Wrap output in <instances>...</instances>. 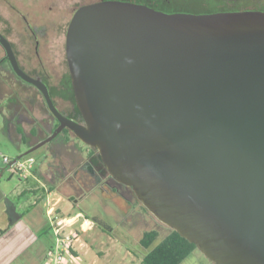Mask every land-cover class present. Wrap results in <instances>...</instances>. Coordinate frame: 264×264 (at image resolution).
<instances>
[{
  "label": "water",
  "instance_id": "water-1",
  "mask_svg": "<svg viewBox=\"0 0 264 264\" xmlns=\"http://www.w3.org/2000/svg\"><path fill=\"white\" fill-rule=\"evenodd\" d=\"M59 125L97 149L111 177L213 264H264V12L173 13L128 2L79 8L66 59L83 123Z\"/></svg>",
  "mask_w": 264,
  "mask_h": 264
},
{
  "label": "rangeland",
  "instance_id": "rangeland-1",
  "mask_svg": "<svg viewBox=\"0 0 264 264\" xmlns=\"http://www.w3.org/2000/svg\"><path fill=\"white\" fill-rule=\"evenodd\" d=\"M94 0H0V32L10 39L17 48H20L24 33L23 21L10 10L8 4L12 3L23 11H29V7L37 4L35 14L43 15L42 20L33 16V20L44 22L48 28L46 44H44V64L56 78L68 72L65 65V36L67 24L71 19L72 10L78 3L82 4ZM130 2L141 3L150 8L168 14L189 13V14H210L218 11H228L232 8L245 5V0H128ZM248 1V0H246ZM254 7L260 8L264 0H254ZM248 3V4H252ZM260 4V5H259ZM249 6V5H245ZM33 14L31 13L32 16ZM45 42V41H44ZM19 46V47H18ZM3 51L0 46V58ZM7 67V64L4 65ZM4 70V69H3ZM5 71V70H4ZM8 74L11 75L10 72ZM0 84V99L4 95V87ZM24 88L35 90L23 84ZM10 94L18 102L22 103V98L28 101L30 93L22 94L18 89ZM21 96V97H20ZM42 100V98H39ZM35 103L27 107L23 112L39 111ZM40 110V109H39ZM41 111V110H40ZM33 115V113H31ZM42 112L39 113V115ZM31 115V116H32ZM38 117H41V115ZM51 114L44 105V121ZM1 130V129H0ZM0 131V204L4 203L13 208H18L22 217L30 218V223L34 231L35 239L27 248V251L17 256L11 264H41L42 256H46L51 249L54 238L50 229L49 220L46 216L45 200L39 199L38 195L25 193L20 196V192L27 188L26 180L22 179L9 164L2 159L8 157L11 161L27 151V139L18 147L5 132ZM74 146V147H73ZM54 147V148H53ZM53 148V149H52ZM74 148V149H73ZM78 145H71L70 148L56 149L54 141H50L30 154L24 160L32 158L35 164H53L52 170L55 173L53 183L55 190L62 196V209L69 214H81L89 219L86 223V231L83 233L85 247L77 254V257L66 255L60 264H140L143 255L148 251L139 245L142 233L147 230H157L159 237L149 248H153L161 241L172 229L160 223L144 206L137 201L132 193H125L126 198H119V193L113 191V187L120 188L113 180L106 186L100 187L93 185L94 180L87 176L82 177L80 173L75 175L74 162L82 160V154H78ZM67 150H73L69 153ZM68 155H72L70 163L66 167L61 163L69 161ZM68 159V160H67ZM67 163V162H66ZM64 173V174H63ZM42 182L37 183L35 192L44 194V183L50 181L42 173ZM45 184V185H47ZM71 184V185H70ZM42 185V186H41ZM48 186V185H47ZM56 202L55 200L50 201ZM68 204L70 205L69 208ZM56 208L57 203L55 204ZM65 206V207H64ZM60 207V208H61ZM93 218H98L109 229L102 231L96 224L91 222ZM83 223V222H82ZM80 225V224H79ZM89 228V229H88ZM86 256L85 259L83 257ZM90 257V258H88ZM29 260L32 262L28 261ZM44 259V258H43ZM95 260V262H93ZM43 261V260H42ZM210 261L199 252L194 250L181 264H209Z\"/></svg>",
  "mask_w": 264,
  "mask_h": 264
},
{
  "label": "flooded vegetation",
  "instance_id": "flooded-vegetation-1",
  "mask_svg": "<svg viewBox=\"0 0 264 264\" xmlns=\"http://www.w3.org/2000/svg\"><path fill=\"white\" fill-rule=\"evenodd\" d=\"M103 1H119V2H128L138 5H145L141 3H135L130 2L128 0H94L90 2L85 3H78L77 6H75L72 10V16L75 14V12L86 5L103 2ZM254 0H245V5L249 6H239L237 8L229 9L228 11H218V12H241V11H261L264 12V4L260 8H256L253 5ZM252 3V4H248ZM11 11H14V13L23 21L24 24V33L25 35L22 36L20 48H17V46L12 42L10 39H8L3 33L0 32V34L8 41V43L11 46L12 52L14 54L15 60L19 66V68L28 76L40 80L48 89V94L56 107V109L67 118L77 122V123H83L82 117H77V106L75 105L74 100V92L71 84V77L68 69L67 59H66V33L69 26L70 21L67 24V29L64 32L65 36V65H67V71L61 77L56 78L54 74H52L50 71L47 70L46 64H44V44H46V36L48 34V28L44 26V22H39L37 20H33V16L37 18L38 20H42L43 15H36L35 7H38L37 4H33L29 7V11H23L20 8L16 7L12 3L8 4ZM260 5V4H259ZM35 6V7H32ZM147 6V5H145ZM149 7V6H147ZM31 13L33 14L32 16ZM217 13V12H215ZM70 19V20H71ZM45 41V42H44ZM1 46V45H0ZM19 47V46H18ZM3 54L0 58V75L1 72L4 70L7 72H10L11 75H13V78H16L20 81H22L20 78H18L15 73L13 72L11 65L8 61L6 52L4 48L1 46ZM7 64V67L4 66ZM4 69V70H3ZM5 72V73H6ZM9 75V74H8ZM27 86L33 87L35 91L43 98L42 94L39 92V90L34 87L33 85H30L24 81H22ZM28 101L29 104H33L32 96L29 95ZM44 100V99H43ZM6 108L4 110L3 116H2V125H5L6 128L16 124L20 119L30 122L29 117H22L20 118V114H18V103L17 100L14 99L12 101H8L5 103ZM10 105V108H9ZM44 105L46 106L45 102ZM46 109L48 110L47 106ZM6 111V112H5ZM49 112V110H48ZM50 113V112H49ZM51 114V113H50ZM52 121H53V128L50 131V133L46 136V138L53 132V130L56 129V127L59 125L58 121L54 118V116L51 114ZM41 127L46 130V124L41 123ZM13 130V129H12ZM44 138V140L46 139ZM54 146H56V149H60L62 146L63 148H70L71 145H78L79 149L76 151L79 155L82 154V160L75 163L74 162V169H75V175L77 176L79 173L82 177H89L94 180L93 185L95 186H106L110 183V181H113L114 179L111 177L110 173L108 172L107 168L103 164L101 157L97 151V149L90 147L86 144H84L82 141H80L69 129L64 128L53 140ZM40 143V142H39ZM37 145L33 144L28 147L27 151L32 148L33 146ZM74 147V146H73ZM54 148V147H53ZM52 148V149H53ZM23 157L22 159H24ZM64 174V173H63ZM115 181V180H114ZM116 182V181H115ZM118 186H121L123 188V191H121L120 188L113 187V191L119 193V198L123 197L126 198V193H132L133 197L138 201V199L135 197L133 191L130 187L124 186L118 182H116Z\"/></svg>",
  "mask_w": 264,
  "mask_h": 264
},
{
  "label": "crops",
  "instance_id": "crops-1",
  "mask_svg": "<svg viewBox=\"0 0 264 264\" xmlns=\"http://www.w3.org/2000/svg\"><path fill=\"white\" fill-rule=\"evenodd\" d=\"M5 72L6 71L1 72L0 75V84L5 89L4 95H2L3 97L0 99V129L2 131L3 129H6L5 132L18 147L21 145L24 139H27L26 144L28 149L30 145L36 143L38 144L39 142L43 141L44 138H46V136L53 128V121L50 118L46 117V130L41 127V123H44L43 98L35 90H29L26 87L24 88V83L22 81L11 77L7 74V72ZM16 89H18L20 92H23L22 94L30 93L33 103H35L36 105V109L39 111V113L42 112V114H40L41 117H38V112H23L22 110L25 111L27 110V107L30 106V102H26V100L22 98V103L17 101L18 114H20V118L25 117L26 115V117H29L30 122H26L23 119H20L16 124L12 126V130L11 126L6 128L5 125H2V116L3 114H5L4 110L8 108L6 107L5 103L14 100V98L10 94L16 92ZM39 98H42V100ZM20 108H22V110H20ZM31 113H33V115ZM67 151L69 153L73 152V150ZM20 153L23 154L22 152ZM67 157L69 158V161H66L67 163H61V161H59L60 164H63L65 167L70 163L71 159H73L72 155H68ZM52 167H54L53 164H46V162L41 163L40 165L35 164L34 160L32 174L26 179L27 188H25L24 191L20 192L19 195L22 196L25 193H33L35 195H38V197H40L39 199L45 200V205L47 202L55 200L58 206L57 208L62 215L72 216L73 214H69L68 212H66V210L62 209L61 206L64 205V203H61L63 200V196L57 190H55L53 183H51L55 176ZM42 173L44 174V177H46V179L50 181L48 184L44 183V187H47V189L44 188L43 195L41 193L35 192L37 188L34 187L37 183L40 184V182H42ZM45 184H47L48 186ZM69 207L70 205L68 204V207L66 208ZM28 219L30 218H27L26 216L22 217V215L18 211V208L10 207L9 205L4 203L0 204V264H11L17 256L22 255L27 251V248L31 244L32 240L36 238L33 234L34 231L32 230L30 223L27 222ZM43 258L44 256H42V259L40 261L41 264ZM85 258L86 256L83 257V259ZM29 259L30 258H28V261L31 262ZM93 262H95V260Z\"/></svg>",
  "mask_w": 264,
  "mask_h": 264
},
{
  "label": "built area",
  "instance_id": "built-area-1",
  "mask_svg": "<svg viewBox=\"0 0 264 264\" xmlns=\"http://www.w3.org/2000/svg\"><path fill=\"white\" fill-rule=\"evenodd\" d=\"M2 159L22 179L26 180L31 176L34 164L32 158L26 160L20 159L14 162L6 156H3ZM55 204L56 202L46 203V216L49 220L54 242L44 257L42 264H60L66 255L76 258L77 254L85 247L83 233L86 229L84 225L89 220L79 213L72 216H64L59 212Z\"/></svg>",
  "mask_w": 264,
  "mask_h": 264
},
{
  "label": "trees",
  "instance_id": "trees-1",
  "mask_svg": "<svg viewBox=\"0 0 264 264\" xmlns=\"http://www.w3.org/2000/svg\"><path fill=\"white\" fill-rule=\"evenodd\" d=\"M76 110L77 117H80L78 108ZM90 221L96 224L102 231L110 232V229L98 218H93ZM158 237L159 233L154 229L142 233L139 245L148 251L143 255L140 264H181L196 250V246L193 243L179 236L175 230H171L153 248L149 249ZM209 264L213 263L210 262Z\"/></svg>",
  "mask_w": 264,
  "mask_h": 264
}]
</instances>
